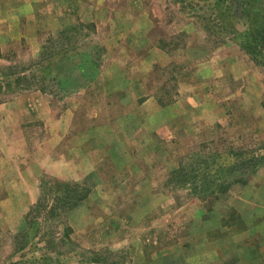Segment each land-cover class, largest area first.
Instances as JSON below:
<instances>
[{"label": "rangeland", "instance_id": "1", "mask_svg": "<svg viewBox=\"0 0 264 264\" xmlns=\"http://www.w3.org/2000/svg\"><path fill=\"white\" fill-rule=\"evenodd\" d=\"M262 219L264 0H0V264H264Z\"/></svg>", "mask_w": 264, "mask_h": 264}, {"label": "crops", "instance_id": "2", "mask_svg": "<svg viewBox=\"0 0 264 264\" xmlns=\"http://www.w3.org/2000/svg\"><path fill=\"white\" fill-rule=\"evenodd\" d=\"M245 191L247 192L248 189L246 188ZM245 191H244V192H245ZM247 200H249V198H247ZM260 223H261L262 226H263V232H262V235H263V236H262V237L264 238V219H262V221H260ZM252 239H254V237H253ZM253 254H254V253H253ZM254 256H256V254H254Z\"/></svg>", "mask_w": 264, "mask_h": 264}]
</instances>
